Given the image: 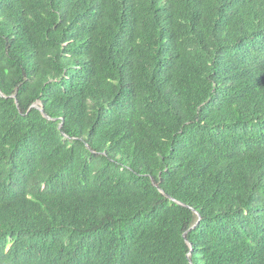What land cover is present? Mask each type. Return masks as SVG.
<instances>
[{"label": "trees", "instance_id": "1", "mask_svg": "<svg viewBox=\"0 0 264 264\" xmlns=\"http://www.w3.org/2000/svg\"><path fill=\"white\" fill-rule=\"evenodd\" d=\"M188 254L264 264V0H0V264Z\"/></svg>", "mask_w": 264, "mask_h": 264}, {"label": "water", "instance_id": "2", "mask_svg": "<svg viewBox=\"0 0 264 264\" xmlns=\"http://www.w3.org/2000/svg\"><path fill=\"white\" fill-rule=\"evenodd\" d=\"M35 108V107H34ZM41 112L43 113V115H44V112H43V110L41 109ZM162 194V193H161ZM178 205H180V206H182L181 204H179V203H177ZM195 215H196V217H197V221H199V216L196 214V212H194V211H192ZM194 228V226L191 228V229H193ZM185 235L186 234H183V236H182V238L184 239L185 238ZM188 246H190L189 244H188ZM187 259H188V263L189 264H192V262H191V260H190V254H188L187 255Z\"/></svg>", "mask_w": 264, "mask_h": 264}, {"label": "rangeland", "instance_id": "3", "mask_svg": "<svg viewBox=\"0 0 264 264\" xmlns=\"http://www.w3.org/2000/svg\"><path fill=\"white\" fill-rule=\"evenodd\" d=\"M38 106H39V104H38V105H35V106H33V108L35 107V108L39 109V107H38Z\"/></svg>", "mask_w": 264, "mask_h": 264}, {"label": "clouds", "instance_id": "4", "mask_svg": "<svg viewBox=\"0 0 264 264\" xmlns=\"http://www.w3.org/2000/svg\"><path fill=\"white\" fill-rule=\"evenodd\" d=\"M44 112V111H43ZM44 117H46L45 115H44ZM47 119H49V118H47Z\"/></svg>", "mask_w": 264, "mask_h": 264}]
</instances>
